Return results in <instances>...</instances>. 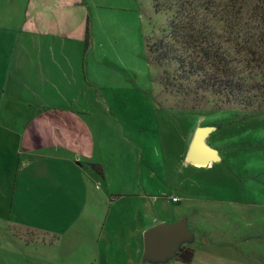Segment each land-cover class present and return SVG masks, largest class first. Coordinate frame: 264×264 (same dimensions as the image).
<instances>
[{"label": "rangeland", "instance_id": "obj_1", "mask_svg": "<svg viewBox=\"0 0 264 264\" xmlns=\"http://www.w3.org/2000/svg\"><path fill=\"white\" fill-rule=\"evenodd\" d=\"M84 2L92 34L88 120L103 176L87 197L77 176L60 168L59 188L46 180L43 194L30 198L10 188L14 161L0 162V264H182L144 256L142 228L152 217L186 222L191 237L179 246L194 250L190 264H264V105L218 109L163 91L146 39L164 36L167 16L151 0ZM24 3L0 0V26L17 30ZM196 133L216 157L202 168L187 160ZM86 199H97L99 216L68 229Z\"/></svg>", "mask_w": 264, "mask_h": 264}, {"label": "crops", "instance_id": "obj_2", "mask_svg": "<svg viewBox=\"0 0 264 264\" xmlns=\"http://www.w3.org/2000/svg\"><path fill=\"white\" fill-rule=\"evenodd\" d=\"M23 6L15 13L17 30L0 26V162L14 161L8 175L14 195H42L46 180L57 188L60 168L67 167L88 197L99 181L90 166L97 164L88 120L91 28L88 50L82 47L89 7L84 0H26ZM96 202L86 199L68 229L99 216ZM157 224L152 217L142 229ZM142 229L138 223L137 234Z\"/></svg>", "mask_w": 264, "mask_h": 264}, {"label": "trees", "instance_id": "obj_3", "mask_svg": "<svg viewBox=\"0 0 264 264\" xmlns=\"http://www.w3.org/2000/svg\"><path fill=\"white\" fill-rule=\"evenodd\" d=\"M167 16L163 37L146 39L148 60L162 70L163 91L178 98L212 101L216 108L264 105V0H151ZM90 43L89 21L84 50ZM236 55L240 56L236 61ZM235 58V60H234ZM238 63V67L235 66ZM245 64L244 69L239 67ZM260 68L257 78L252 71ZM100 176L103 170L91 164ZM175 258L190 264L194 250Z\"/></svg>", "mask_w": 264, "mask_h": 264}, {"label": "water", "instance_id": "obj_4", "mask_svg": "<svg viewBox=\"0 0 264 264\" xmlns=\"http://www.w3.org/2000/svg\"><path fill=\"white\" fill-rule=\"evenodd\" d=\"M190 150L194 155L203 153V149L196 144L191 145ZM190 237L191 233L183 220L173 224L159 223L142 234L143 254L152 261L164 262L175 257V253L181 247L179 245Z\"/></svg>", "mask_w": 264, "mask_h": 264}, {"label": "bare ground", "instance_id": "obj_5", "mask_svg": "<svg viewBox=\"0 0 264 264\" xmlns=\"http://www.w3.org/2000/svg\"><path fill=\"white\" fill-rule=\"evenodd\" d=\"M191 144H197L203 149V153L200 155H194L190 152L188 153L187 160L193 166L198 168L206 167L210 164V162L216 159L214 152L206 148L205 136L203 134L196 133Z\"/></svg>", "mask_w": 264, "mask_h": 264}, {"label": "built area", "instance_id": "obj_6", "mask_svg": "<svg viewBox=\"0 0 264 264\" xmlns=\"http://www.w3.org/2000/svg\"><path fill=\"white\" fill-rule=\"evenodd\" d=\"M174 201V200H173Z\"/></svg>", "mask_w": 264, "mask_h": 264}]
</instances>
